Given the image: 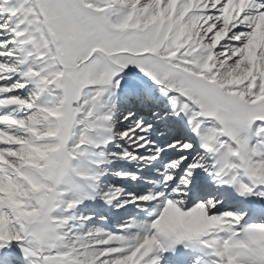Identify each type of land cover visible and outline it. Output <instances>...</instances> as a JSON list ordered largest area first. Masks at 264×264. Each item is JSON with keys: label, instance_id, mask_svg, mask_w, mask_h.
<instances>
[{"label": "snow or ice", "instance_id": "snow-or-ice-1", "mask_svg": "<svg viewBox=\"0 0 264 264\" xmlns=\"http://www.w3.org/2000/svg\"><path fill=\"white\" fill-rule=\"evenodd\" d=\"M0 264H264V0H0Z\"/></svg>", "mask_w": 264, "mask_h": 264}]
</instances>
